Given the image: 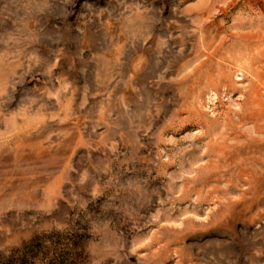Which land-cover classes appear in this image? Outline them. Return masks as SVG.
Segmentation results:
<instances>
[{"label":"rangeland","instance_id":"1","mask_svg":"<svg viewBox=\"0 0 264 264\" xmlns=\"http://www.w3.org/2000/svg\"><path fill=\"white\" fill-rule=\"evenodd\" d=\"M0 264H264V0H0Z\"/></svg>","mask_w":264,"mask_h":264}]
</instances>
